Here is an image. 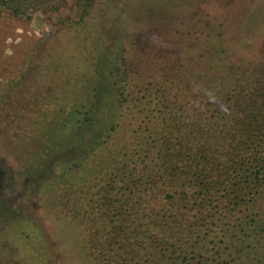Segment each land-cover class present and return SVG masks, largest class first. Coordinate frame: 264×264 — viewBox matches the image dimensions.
Instances as JSON below:
<instances>
[{"label":"trees","instance_id":"16d2710c","mask_svg":"<svg viewBox=\"0 0 264 264\" xmlns=\"http://www.w3.org/2000/svg\"><path fill=\"white\" fill-rule=\"evenodd\" d=\"M92 1L75 0L92 40L88 86L67 141L45 154L34 179L73 166L75 193L65 206L84 231L91 264H231L243 257L260 264L264 38L204 53L199 60L209 69L202 74L170 50L164 75L143 86L141 65L123 43L115 52L94 44L97 33L86 27ZM29 5L0 0L12 17L26 16Z\"/></svg>","mask_w":264,"mask_h":264},{"label":"rangeland","instance_id":"374dc122","mask_svg":"<svg viewBox=\"0 0 264 264\" xmlns=\"http://www.w3.org/2000/svg\"><path fill=\"white\" fill-rule=\"evenodd\" d=\"M28 1L24 17L0 10V264H91L84 231L65 206L75 193L73 166L43 171L41 183L34 177L75 125L92 40L75 0ZM89 11L94 44L115 52L123 43L143 86L164 75L170 50L202 74L204 53L264 38V0H93ZM243 258L231 264H251ZM258 258L264 264V253Z\"/></svg>","mask_w":264,"mask_h":264},{"label":"flooded vegetation","instance_id":"af4514ba","mask_svg":"<svg viewBox=\"0 0 264 264\" xmlns=\"http://www.w3.org/2000/svg\"><path fill=\"white\" fill-rule=\"evenodd\" d=\"M32 183V182H31Z\"/></svg>","mask_w":264,"mask_h":264}]
</instances>
